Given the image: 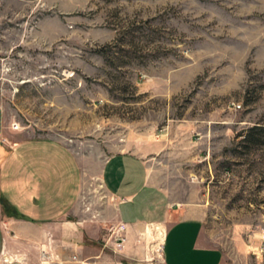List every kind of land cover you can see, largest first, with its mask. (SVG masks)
<instances>
[{
    "label": "rangeland",
    "instance_id": "1",
    "mask_svg": "<svg viewBox=\"0 0 264 264\" xmlns=\"http://www.w3.org/2000/svg\"><path fill=\"white\" fill-rule=\"evenodd\" d=\"M0 105L6 141L62 144L83 174L73 229L0 219V264H165L189 214L223 264H264V0H0ZM121 154L151 191L115 250Z\"/></svg>",
    "mask_w": 264,
    "mask_h": 264
},
{
    "label": "crops",
    "instance_id": "2",
    "mask_svg": "<svg viewBox=\"0 0 264 264\" xmlns=\"http://www.w3.org/2000/svg\"><path fill=\"white\" fill-rule=\"evenodd\" d=\"M101 178L117 202L121 222L134 224L141 197L151 191L145 164L133 156L116 155L104 163ZM82 184L79 161L62 144L34 139L13 144L6 141L0 105V201L6 204V210L0 205V219L25 228L62 224L71 230L74 223L70 216ZM7 208L14 218H8ZM203 231V219L198 216L189 214L176 220L165 235V264H223L221 251L207 245ZM5 240L0 226V257Z\"/></svg>",
    "mask_w": 264,
    "mask_h": 264
},
{
    "label": "built area",
    "instance_id": "3",
    "mask_svg": "<svg viewBox=\"0 0 264 264\" xmlns=\"http://www.w3.org/2000/svg\"><path fill=\"white\" fill-rule=\"evenodd\" d=\"M128 227V224L120 222L114 229L111 245L115 250L122 249L124 244L126 243Z\"/></svg>",
    "mask_w": 264,
    "mask_h": 264
},
{
    "label": "trees",
    "instance_id": "4",
    "mask_svg": "<svg viewBox=\"0 0 264 264\" xmlns=\"http://www.w3.org/2000/svg\"><path fill=\"white\" fill-rule=\"evenodd\" d=\"M257 131L259 132V131H263V130L260 127H255L253 129H251L250 131H248V133H249L248 135H252V134L256 133ZM248 135L245 137V139L248 137ZM249 137H251V136H249ZM11 216H13V215H11Z\"/></svg>",
    "mask_w": 264,
    "mask_h": 264
}]
</instances>
